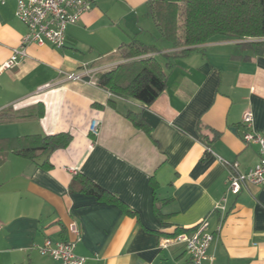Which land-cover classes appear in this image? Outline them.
I'll use <instances>...</instances> for the list:
<instances>
[{"label":"crops","instance_id":"crops-1","mask_svg":"<svg viewBox=\"0 0 264 264\" xmlns=\"http://www.w3.org/2000/svg\"><path fill=\"white\" fill-rule=\"evenodd\" d=\"M90 2L91 10L68 26L64 47L32 44L0 72V113L20 117L0 122V140L72 135L68 147L47 158L51 167H43L46 160L31 172L35 159L0 147V264H57L38 247L48 238L73 239L72 221L81 232L75 252L85 264H184V244L161 242L178 229L191 232L204 218L216 232L229 172L219 157L237 161L243 172L259 161L258 146L242 139V116L251 111L252 129L263 130L264 54L239 47L250 39L220 37L179 56L180 48L161 37L148 0ZM16 5L0 0V67L27 32ZM133 40L156 47L150 55L166 75L164 92L150 105L100 88L96 74L67 79L106 71L113 62L99 61ZM93 119L100 121L96 136ZM82 175L116 194L134 216L72 188ZM227 209L208 249L213 260L204 264H264V189L230 194Z\"/></svg>","mask_w":264,"mask_h":264},{"label":"trees","instance_id":"trees-1","mask_svg":"<svg viewBox=\"0 0 264 264\" xmlns=\"http://www.w3.org/2000/svg\"><path fill=\"white\" fill-rule=\"evenodd\" d=\"M148 4L161 37L174 48H180L179 56H185L198 46L220 37L250 39L239 43V47L249 49L255 55L264 54V0H148ZM154 50L155 46H148L137 40L121 47L116 53L100 60L99 64L119 59L126 61L113 69L97 73L96 85L150 105L166 88L163 68L150 55ZM39 108L37 115L42 116L43 105ZM127 117L137 128L145 130L139 114L130 112ZM18 118L20 117L0 113V122ZM71 141L72 135L69 132L33 134L0 140V147L34 160L50 149L56 151L68 147ZM43 167H51L48 160ZM77 178L78 182H74L72 188L95 196L100 201L115 203L126 214L134 216L135 212L121 202L116 194L108 192L83 175ZM151 182L155 193L156 182ZM154 200V209L159 213L157 199ZM183 231L189 232L188 229L181 228L172 236Z\"/></svg>","mask_w":264,"mask_h":264},{"label":"built area","instance_id":"built-area-1","mask_svg":"<svg viewBox=\"0 0 264 264\" xmlns=\"http://www.w3.org/2000/svg\"><path fill=\"white\" fill-rule=\"evenodd\" d=\"M91 8L90 0H17L16 16L27 27V32L22 36L19 47L13 49L10 59L0 67V72L18 64L22 58L27 56V48L32 44H50L55 48L64 47L68 26L78 23L82 15ZM101 70L105 68L87 71L84 75L67 74L66 76L68 80L87 81L86 77L97 74ZM242 123L246 127L242 139L246 144L258 146L259 161L254 167L243 172L240 171L237 161L226 162L219 157L221 162L228 165L229 172L226 193L216 206L221 216L216 232L209 230V220L204 218L191 232L183 231L161 242V247L164 248L171 244H184L188 254V261L184 264H204L207 260H213L208 255V249L221 231L228 211L227 202L230 194L238 195L249 186L264 189V128L261 132L252 129L253 113L249 110L243 114ZM99 125L100 121L97 119H93L90 123V131L95 136L98 134ZM1 228L2 223L0 222ZM68 229L73 239L53 241L48 238L38 249L42 255L52 257L57 264H85L87 259L75 252L77 242L81 238L78 224L72 221Z\"/></svg>","mask_w":264,"mask_h":264},{"label":"water","instance_id":"water-1","mask_svg":"<svg viewBox=\"0 0 264 264\" xmlns=\"http://www.w3.org/2000/svg\"><path fill=\"white\" fill-rule=\"evenodd\" d=\"M51 152H52V150L50 149V150H48L44 155H42L41 157L35 159V160L33 161V164L31 165L29 171L31 172V171L34 170L37 166H41V165L47 160V158L49 157V155L51 154Z\"/></svg>","mask_w":264,"mask_h":264},{"label":"rangeland","instance_id":"rangeland-1","mask_svg":"<svg viewBox=\"0 0 264 264\" xmlns=\"http://www.w3.org/2000/svg\"><path fill=\"white\" fill-rule=\"evenodd\" d=\"M125 61H126V60H124V59H119V60L112 61V62H113L112 65L109 66V67H106V68H107V70H109V69H113V68H115L118 64L123 63V62H125Z\"/></svg>","mask_w":264,"mask_h":264}]
</instances>
